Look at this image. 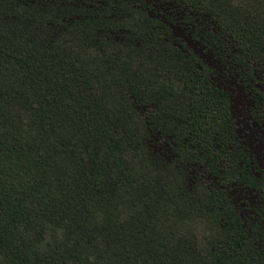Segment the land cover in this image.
Masks as SVG:
<instances>
[{"label":"trees","instance_id":"trees-1","mask_svg":"<svg viewBox=\"0 0 264 264\" xmlns=\"http://www.w3.org/2000/svg\"><path fill=\"white\" fill-rule=\"evenodd\" d=\"M0 264H264V0H0Z\"/></svg>","mask_w":264,"mask_h":264}]
</instances>
